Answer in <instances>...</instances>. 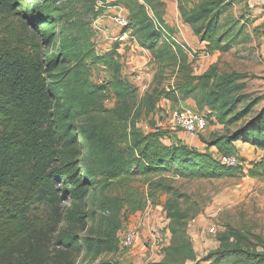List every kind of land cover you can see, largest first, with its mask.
<instances>
[{
  "label": "trees",
  "instance_id": "obj_1",
  "mask_svg": "<svg viewBox=\"0 0 264 264\" xmlns=\"http://www.w3.org/2000/svg\"><path fill=\"white\" fill-rule=\"evenodd\" d=\"M176 1L183 23L205 44L195 56L233 49L243 32L227 17L235 0ZM23 2L0 0V264H77L94 189L119 192L107 201L116 215L97 233L99 251L116 246L124 209L136 214L167 196L171 243L159 264H264V247L258 251L233 229L220 233L218 247L199 261L187 231L190 214L173 186L176 178L236 177L242 165L223 166L219 157L237 156L239 142L264 149V106L256 113L261 99L247 93L246 75L220 74L217 65L196 75V59L171 39L175 30L165 21L164 0H116L113 6L123 5L129 20L123 35L150 53L156 69L139 98L122 76L121 43L100 56L79 14L65 18L49 0H28L21 9ZM93 65L105 68L108 81L93 84ZM111 93L116 102L108 109ZM189 100L210 112L208 127L210 121L224 128L200 134L203 148L181 140L168 144L169 131L155 121L140 128L162 101ZM248 176L264 177V161ZM138 178L147 187L143 197L133 186Z\"/></svg>",
  "mask_w": 264,
  "mask_h": 264
},
{
  "label": "rangeland",
  "instance_id": "obj_2",
  "mask_svg": "<svg viewBox=\"0 0 264 264\" xmlns=\"http://www.w3.org/2000/svg\"><path fill=\"white\" fill-rule=\"evenodd\" d=\"M21 9L29 7L23 0ZM44 0H37L40 5ZM61 9L65 18L79 14L89 23L91 41L98 55L107 53L116 43H121L120 61L122 76L129 79L138 88L141 98L149 89L156 69L151 57L130 44L129 36L123 35L124 29L115 25L111 18L117 14L127 15L123 5L113 6L116 0H49ZM102 11V12H101ZM227 17L237 20L238 27L243 32L234 44L233 49L226 54L219 52L213 55L203 53L195 56L185 44V50L196 59L194 69L197 73L217 65L220 74L238 72L246 75L247 93L253 98H260L256 109L258 113L264 106V57L262 55L263 35L258 25L260 16L252 12L248 0H235ZM12 22V21H10ZM14 27L20 29L19 23ZM193 59L192 57H190ZM93 84L108 81V74L101 65L91 66ZM147 86V87H143ZM116 99L111 93L106 99L108 109L114 107ZM189 106L208 117L209 111H200L192 101L178 105L162 101L156 115L142 117L140 128L150 126L151 121L169 131L167 143L171 144L180 137L192 140L177 124L175 115L183 107ZM255 117L252 115L248 120ZM243 124V123H242ZM235 126L232 132L238 131L242 125ZM224 133V128L209 121V127L204 133L209 137L212 132ZM193 139L201 143V137ZM237 156L241 161V169L236 177L222 180H187L176 178L173 186L182 195L183 209L188 211V235L192 241L197 257L200 260L215 251L218 247V235L227 229H233L245 234L253 248L262 251L264 247V177L253 179L248 176V169L256 163L264 161V149L239 142ZM205 149V148H204ZM210 151V150H209ZM212 151V150H211ZM133 186L142 197L147 193L145 182L138 178ZM117 190L100 192L92 190L88 198L89 230L80 234L84 251L77 264H159L165 257V251L171 243L169 220L163 208L168 199L162 196L156 204L148 201L142 211L131 214L124 209L119 214L121 228L117 235V244L111 250L99 251L95 246L97 233L105 226V221L115 217L112 209L107 207V201L118 195ZM65 208L69 204L64 205ZM215 228L214 233L211 229ZM134 229L137 240L134 246L122 247V241L128 230ZM92 241L88 246L85 240ZM194 264V263H189ZM197 264H207L198 262Z\"/></svg>",
  "mask_w": 264,
  "mask_h": 264
},
{
  "label": "built area",
  "instance_id": "obj_3",
  "mask_svg": "<svg viewBox=\"0 0 264 264\" xmlns=\"http://www.w3.org/2000/svg\"><path fill=\"white\" fill-rule=\"evenodd\" d=\"M262 4L264 5V0H261ZM112 22L121 27L125 28L129 24V20L126 15L117 14L114 17L111 18ZM125 36H128L127 34ZM171 39L175 42V37H171ZM178 43V42H177ZM180 44V43H178ZM184 49L185 46L183 44H180ZM176 121L178 126L187 134L190 136V138H198L200 134L204 133L208 128V121L206 117L197 112L195 109L189 106L183 107L181 110H179L175 115ZM219 161L223 166L227 167H239L241 166V162L237 156L231 155V156H220ZM216 231L215 228L211 229V232L214 233ZM137 240V233L134 229H130L125 234L123 241H122V247L123 248H129L134 246L135 242Z\"/></svg>",
  "mask_w": 264,
  "mask_h": 264
},
{
  "label": "crops",
  "instance_id": "obj_4",
  "mask_svg": "<svg viewBox=\"0 0 264 264\" xmlns=\"http://www.w3.org/2000/svg\"><path fill=\"white\" fill-rule=\"evenodd\" d=\"M164 2L167 4L165 21L170 27H172L175 30L174 37L176 41L183 45L186 44L193 54H195L198 51L204 50L205 44L201 43L198 37H196L193 34L191 28L188 25L183 23L180 13L178 11L177 1L176 0H164ZM248 4L251 7L252 12L260 16V21L258 25L261 27L262 35H263V43H262L261 50H262V55L264 57V5L262 4L261 0H248ZM130 44H133L135 47L139 48L140 50H143L137 45L136 42H130ZM143 51L146 52L151 57L150 53H148L145 50ZM190 57L193 58V55L191 54ZM207 70L203 71L202 73H197V69H196L195 74L202 75ZM143 87L145 88L147 86H143ZM179 140L189 144L190 146H194L198 148L204 147L202 143L195 142L193 139L187 140L184 137H180Z\"/></svg>",
  "mask_w": 264,
  "mask_h": 264
}]
</instances>
